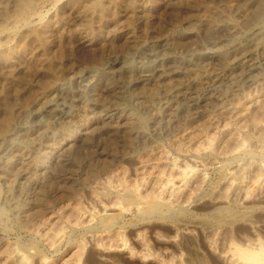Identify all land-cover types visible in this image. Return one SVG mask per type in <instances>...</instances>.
<instances>
[{"label": "rangeland", "instance_id": "374dc122", "mask_svg": "<svg viewBox=\"0 0 264 264\" xmlns=\"http://www.w3.org/2000/svg\"><path fill=\"white\" fill-rule=\"evenodd\" d=\"M95 1H20L22 5H26L24 11L29 17V24H21L20 28L13 32V35L11 34L12 36L7 33L0 35L1 136L14 125L20 112L22 113L34 101L41 98L42 94L57 81L67 80L79 65H101L111 54H122L123 50L126 52L135 45L141 46L146 42L153 43L161 37H168L175 29H186V23L190 19L199 20H195L190 30H200L204 20L209 18H213L218 23L226 20L234 21L240 26V34L237 32L236 35L242 36V31L246 27L244 16L254 13L260 7L259 5L264 4V0H256L253 4L247 5L248 7L245 6L246 9L244 7L240 12H236L235 7L240 6L244 0H102L105 6L104 12L108 9L109 11L107 12L108 18L106 19L107 14L105 13L106 17L101 19L99 7L96 6ZM132 3L139 6L137 21L134 22L133 20L126 21L127 16L125 17ZM15 5V0H0V25L7 24L6 14L17 11ZM74 7L76 8L73 9ZM128 23L131 24V29L134 28L133 33L130 32L131 29H128L130 28ZM223 34L225 39L223 42H226L223 44L231 42L233 36ZM204 35V32L200 34L199 40L197 39L199 43L196 39L191 40L194 38H185L182 40L184 44L181 43L178 49L184 50V46H188L189 43L190 46L199 49L210 47L207 42L208 37ZM262 51L255 50L249 59H252L251 56L261 59ZM202 69L211 75L225 71L218 64H209ZM229 70L227 75L235 78V82H227L222 89L206 92L202 98L200 111L194 112L191 109L179 114L175 120L158 131H151L144 143L128 147L126 145L127 132L121 129L113 135L109 132H103L101 136L94 133V135L89 134L92 137L88 138L86 144L82 146L73 144L67 148L61 159L59 157L58 160L49 162L46 173L41 172L43 176L38 173L41 176L40 184L35 186L38 195L34 193L33 200L29 201L30 203H27L25 207L26 215L33 217L29 223L21 227L15 218H0V255L5 253V250L9 249L12 244L22 242L28 247L36 246L40 250L45 258L43 264H73L80 254L81 258L78 263L85 264L87 261L88 264H99L93 250L90 249L92 240L90 237L99 231H94V229H88V231L87 228L81 227L82 229L78 228L79 230L73 232L71 226L73 224L81 226L89 219L96 220L101 213L100 205L115 208L127 203V200L119 197L120 192L116 195L114 188H122L121 192L124 193L127 188L129 191L130 189L135 191L136 188L139 194L149 198L159 194L160 200L166 199L174 207L196 196L207 194L208 191L210 198L220 199L225 198L226 195H232L233 188L222 181L219 184L222 171L219 166L221 160L228 156L237 159L233 156L241 150H247L253 157L250 154L243 155L240 158L243 160L238 159L237 161H245L246 158V162L252 164L257 163L258 160L264 163V142L260 141L264 137V62L261 61L259 68L253 73L242 74L238 69L236 70V65H232ZM51 80L56 82L51 83ZM104 96L108 97V94L105 93ZM67 98H65L67 102L72 100V97ZM54 122L58 126L61 123L58 118ZM20 125L21 123H16V128ZM182 127L186 129L182 130ZM91 132H93L92 129L88 133ZM44 154L43 149H40L36 153L31 152L27 158L31 163L37 162ZM184 168L188 172L192 168L187 182H183V176H180V170ZM169 178L175 180V186H170L161 193V185ZM247 180L250 181L251 177H247ZM5 182L7 183L6 177L0 174L2 188L5 187ZM85 182L89 185L88 189L83 188ZM213 186L218 187L215 192L211 189ZM248 196L246 198L240 195L237 200L250 205L251 209H254L252 215L258 212L264 213L260 209L264 208L262 207L264 206V187L260 191L252 190ZM209 208H211L209 205L203 204L193 209L206 212ZM149 219L145 218L142 221L137 215L127 214L120 218L117 227L105 232L106 234L103 232V235L98 233L93 239L99 245H107L119 234L128 247L134 251H141L142 246L135 240L136 234L140 233L148 243L147 247L151 252L164 259L182 253L183 259L186 260L184 243L180 246L165 243L167 247H164V243H161V239L156 234L158 230L162 236H165L164 238H167L175 231L168 224ZM119 230L122 232L117 234ZM53 235L54 237H51ZM195 235L196 245L203 251L208 263L221 264L217 257L208 250L203 236L199 232H195ZM254 238H259L264 243V230L259 229L253 232L248 225L242 223L233 226L229 235L230 240L245 246L252 245L247 239ZM178 239L180 241L181 237L178 236ZM217 241L221 247L224 242H228V239L220 240L219 236ZM165 251L168 253L166 254ZM31 264L42 263L33 260ZM128 264L135 263L129 262Z\"/></svg>", "mask_w": 264, "mask_h": 264}, {"label": "bare ground", "instance_id": "6f19581e", "mask_svg": "<svg viewBox=\"0 0 264 264\" xmlns=\"http://www.w3.org/2000/svg\"><path fill=\"white\" fill-rule=\"evenodd\" d=\"M20 1L15 0L17 9L15 13L6 14L5 21L7 24L0 25V35L5 33L11 35L20 28L21 24H29V17L24 11L26 5H22ZM254 2L256 0H244L240 6L235 7V10L240 12L241 8ZM95 3L99 7L100 17L103 19L109 9L104 12L105 6L102 0H96ZM132 4V6L129 5L125 17L129 18L126 21L133 20L134 22L139 6ZM259 6L254 13L244 16L246 27L244 26L240 37L236 35L237 32L240 34V26L234 21L226 20L218 23L213 18H209L204 20L200 30H190L195 20H198L190 19L187 21L184 30L175 29L170 35L167 34L168 37H161L156 42L141 43L143 45H135L126 52L123 50L124 53L122 54H111L106 62L103 61L105 63L102 62L101 65H79L76 71L74 70L73 74L65 81L55 83V79L51 80V83L54 82L55 84L43 93L41 98L34 101L22 113L20 112V115L15 117L14 125L8 130L5 128L7 131L2 134L3 136L0 135V174L4 175L7 180L4 188L0 185V218L12 217L16 219L19 226H26L33 217L26 215L25 207L27 203L29 204L33 200L34 193L37 194L35 186L41 180L38 173L41 175V172L46 173L49 162L58 160L59 157L61 159L68 147L73 146V144L81 146L86 144L88 138L92 137L89 134L94 135L95 133L101 136L103 132H109L113 135L121 129L127 132V136L125 135L126 145L128 147L138 146L147 141L151 131H158L175 120L179 114L191 109L194 112L200 111L202 98L206 92L222 89L227 82H235V78L227 75V71L232 65H236V70L238 69L242 74L257 71L259 63L264 62V4ZM128 25L131 24L128 23ZM128 29H131V26ZM133 29H131V33H133ZM167 29L169 28L167 27ZM202 32L205 33V37H208L207 42H209L210 47L204 46L205 48L201 49L200 47L199 49L190 46L189 43L187 45L190 47L184 46L183 48L182 46L180 48L184 50L178 49L179 45L184 42L182 40L187 37L194 38L191 40H199ZM223 33L233 36L231 42L223 44L226 43L223 42L225 41ZM259 49L263 50L261 59H255L253 56H251L252 59H249L250 55ZM209 64L221 65L225 71L211 75L202 69ZM105 93L108 94V97L104 96ZM66 97H68L67 99L72 97V100L67 102ZM8 104L10 103L8 102ZM146 114L148 116H145ZM56 118L61 122L59 126L54 122ZM16 123H21L19 128H16ZM91 129L93 132L88 133ZM185 129L182 127V130ZM260 141L264 142V137ZM30 143L33 144L30 145ZM40 149H43L44 156L37 162H29L27 156ZM248 154L251 155L250 151L241 150L233 156L237 159L228 156L221 160L222 162L219 161V166L222 168L220 169L222 171L219 184L222 181V183L233 188L232 195H226L225 198L220 199L210 198L207 190V194L196 196L180 204V206L174 207L168 200H160L159 194L150 195L152 197L149 198L139 194L136 188L135 191L130 189L131 195L128 193L129 188L125 193L121 192L122 188H114L116 195L120 192L119 197L122 200H127V203H124L122 207L115 208L100 205L101 213L96 220L89 219L81 226L73 224L72 230L74 232L82 227L87 228V230L94 229V231H99L97 234L102 233L101 235H103L105 232L114 229L118 221L120 222V218L132 213V215L139 216L142 221L145 218H150L149 220L153 219L162 224H168L175 231L173 235L167 238H164L165 236H162L158 230L156 231L157 237L161 239V243H164V247H167L165 243L177 246L184 243L185 247L186 260L183 259L182 253L164 259L148 249V243L145 242L140 233L136 234L135 240L142 246L143 250L134 251L127 246L121 236L119 237L118 233L122 232L121 230L116 231L118 237L107 245H99L93 239L97 235L95 232V235L90 237L92 239L90 249L93 250L99 264H128L129 262L135 264L137 262L140 264H209L203 251L196 245L195 232H199L203 236L208 250L217 257L221 264H264V243L259 238L247 239L252 244L249 246L238 244L229 239L231 228L237 224L248 225L253 232L259 229L264 230V213L258 212L252 215L254 209L252 210L250 205L237 200L240 195L248 198L252 190L260 191L264 187L263 161L260 160L259 162L258 160L257 163L252 164L246 162L245 157V161H237L242 158L241 156ZM57 165H59L58 162ZM58 171L60 172V169ZM191 171L192 168L189 172ZM189 172L186 168L180 170L183 182H187ZM73 176L75 178V175ZM247 177H251V180H247ZM170 186H175L173 178L167 179L161 185L160 192L166 191ZM217 186H213L211 189L215 192ZM83 188L88 189V183L84 184ZM203 204H207L211 208L206 212H198L193 209ZM260 209L264 212V208ZM178 236L181 237V242ZM219 236L220 240L228 239V242H224L221 247L217 244ZM165 253L167 254L168 251ZM79 256L81 254L78 255L79 260L76 257L73 264H80V262L78 263L81 258ZM33 260L42 264L45 262V258L36 246L28 247L22 242L12 244L9 249L5 250V253L0 255V264H31ZM85 264L88 262L86 261Z\"/></svg>", "mask_w": 264, "mask_h": 264}]
</instances>
